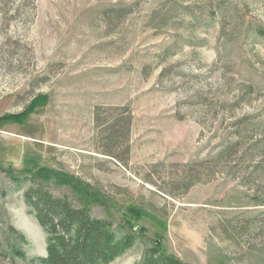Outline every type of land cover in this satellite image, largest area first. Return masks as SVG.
Listing matches in <instances>:
<instances>
[{"label": "rangeland", "instance_id": "1", "mask_svg": "<svg viewBox=\"0 0 264 264\" xmlns=\"http://www.w3.org/2000/svg\"><path fill=\"white\" fill-rule=\"evenodd\" d=\"M0 264H38L52 195L184 264H264V0L0 6ZM8 226L25 238L20 259ZM14 245L13 241L9 243Z\"/></svg>", "mask_w": 264, "mask_h": 264}, {"label": "trees", "instance_id": "2", "mask_svg": "<svg viewBox=\"0 0 264 264\" xmlns=\"http://www.w3.org/2000/svg\"><path fill=\"white\" fill-rule=\"evenodd\" d=\"M10 0H0L6 7ZM6 175L19 185L12 167H1ZM33 184L24 192V201L46 233V255L32 259L38 264H107L130 249L136 239L131 232H118L114 224L93 216L85 206L74 205L65 197L52 195L35 178L49 177L81 187L75 178H64L55 173L37 172ZM6 248L20 259L25 258L21 246L25 243L23 234L8 226L2 233ZM13 241L14 245L9 243ZM138 264H184L180 258L167 253L158 243L150 245Z\"/></svg>", "mask_w": 264, "mask_h": 264}]
</instances>
